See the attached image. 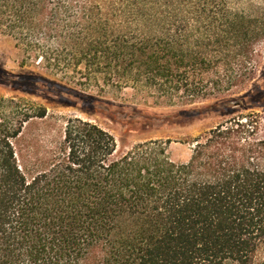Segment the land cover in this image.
I'll use <instances>...</instances> for the list:
<instances>
[{
  "label": "trees",
  "instance_id": "1",
  "mask_svg": "<svg viewBox=\"0 0 264 264\" xmlns=\"http://www.w3.org/2000/svg\"><path fill=\"white\" fill-rule=\"evenodd\" d=\"M0 32L21 66L43 70L32 81L132 88L196 118L223 102L198 104L257 77L264 12L220 0H0ZM47 117L0 96V264H264L260 116L190 138L187 162L170 157V140L121 148L82 117L46 151L26 149L27 125Z\"/></svg>",
  "mask_w": 264,
  "mask_h": 264
},
{
  "label": "rangeland",
  "instance_id": "2",
  "mask_svg": "<svg viewBox=\"0 0 264 264\" xmlns=\"http://www.w3.org/2000/svg\"><path fill=\"white\" fill-rule=\"evenodd\" d=\"M160 1L186 7L196 5L201 0ZM220 1L231 9L248 14L264 12V0ZM261 51L257 77L248 88L241 93L198 104L199 107L223 102L221 109L204 110L194 118L188 117L191 114L184 112L192 109V106L155 103L152 98L139 94L132 88H105L100 92L97 87H93L87 91L76 88L66 91L42 81H32V77L44 76L43 70L31 64L21 66V51L10 36L0 32V96L15 97L25 103H36L48 109L47 119L27 125L23 141L26 149L46 151L60 139L67 118L82 117L111 132L121 148L129 149L136 143L149 140H170V157L177 162H187L192 155V145L187 140L206 134L234 116H260V135L264 136V43ZM89 96L97 102L95 105L87 98ZM182 113L188 116L180 117Z\"/></svg>",
  "mask_w": 264,
  "mask_h": 264
}]
</instances>
